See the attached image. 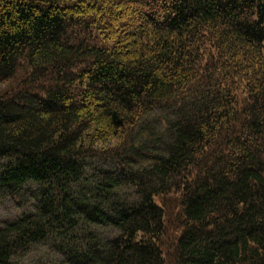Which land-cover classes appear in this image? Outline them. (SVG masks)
I'll list each match as a JSON object with an SVG mask.
<instances>
[{"label": "trees", "instance_id": "obj_1", "mask_svg": "<svg viewBox=\"0 0 264 264\" xmlns=\"http://www.w3.org/2000/svg\"><path fill=\"white\" fill-rule=\"evenodd\" d=\"M5 203L0 264H264V0H0Z\"/></svg>", "mask_w": 264, "mask_h": 264}, {"label": "rangeland", "instance_id": "obj_2", "mask_svg": "<svg viewBox=\"0 0 264 264\" xmlns=\"http://www.w3.org/2000/svg\"><path fill=\"white\" fill-rule=\"evenodd\" d=\"M20 214H22V210L14 207V205L11 203L0 205V224L16 218ZM40 254L41 252L36 251L31 254L29 258L31 259V261H33L39 258Z\"/></svg>", "mask_w": 264, "mask_h": 264}]
</instances>
